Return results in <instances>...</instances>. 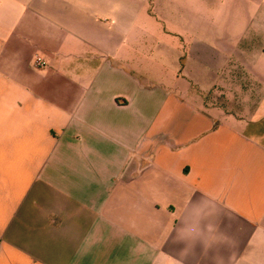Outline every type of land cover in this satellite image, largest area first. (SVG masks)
<instances>
[{
  "label": "crops",
  "instance_id": "1",
  "mask_svg": "<svg viewBox=\"0 0 264 264\" xmlns=\"http://www.w3.org/2000/svg\"><path fill=\"white\" fill-rule=\"evenodd\" d=\"M251 1L0 0V264H264L263 99L222 114L138 64L141 23Z\"/></svg>",
  "mask_w": 264,
  "mask_h": 264
},
{
  "label": "rangeland",
  "instance_id": "2",
  "mask_svg": "<svg viewBox=\"0 0 264 264\" xmlns=\"http://www.w3.org/2000/svg\"><path fill=\"white\" fill-rule=\"evenodd\" d=\"M239 11L237 7L234 16L230 9L217 12L211 7L200 24L190 20L176 25L141 23V72L222 114L259 121L250 102L264 101V85L246 89L244 80L247 74L254 80L250 69L264 74V1H251L247 23L239 21Z\"/></svg>",
  "mask_w": 264,
  "mask_h": 264
},
{
  "label": "built area",
  "instance_id": "3",
  "mask_svg": "<svg viewBox=\"0 0 264 264\" xmlns=\"http://www.w3.org/2000/svg\"><path fill=\"white\" fill-rule=\"evenodd\" d=\"M37 64H38L39 66H43V65H45V63H43V62L41 61L40 58L37 59Z\"/></svg>",
  "mask_w": 264,
  "mask_h": 264
},
{
  "label": "clouds",
  "instance_id": "4",
  "mask_svg": "<svg viewBox=\"0 0 264 264\" xmlns=\"http://www.w3.org/2000/svg\"><path fill=\"white\" fill-rule=\"evenodd\" d=\"M194 214H195V213H194ZM186 227H187V226H185V228H186ZM181 241H184V242H186V240H185V239H183V238L181 239Z\"/></svg>",
  "mask_w": 264,
  "mask_h": 264
}]
</instances>
